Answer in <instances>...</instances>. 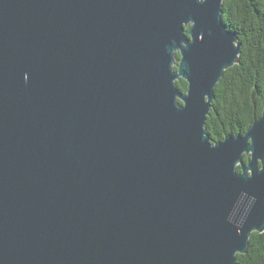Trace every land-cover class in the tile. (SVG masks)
<instances>
[{
  "label": "water",
  "instance_id": "95a60500",
  "mask_svg": "<svg viewBox=\"0 0 264 264\" xmlns=\"http://www.w3.org/2000/svg\"><path fill=\"white\" fill-rule=\"evenodd\" d=\"M222 2L0 0V264H238L264 111L205 129L241 51Z\"/></svg>",
  "mask_w": 264,
  "mask_h": 264
},
{
  "label": "trees",
  "instance_id": "16d2710c",
  "mask_svg": "<svg viewBox=\"0 0 264 264\" xmlns=\"http://www.w3.org/2000/svg\"><path fill=\"white\" fill-rule=\"evenodd\" d=\"M221 17L227 28L237 33L241 51L214 88L205 122L213 142L226 135L244 134L264 111V0H223ZM175 84L186 91L185 80L178 79ZM254 88L255 104L251 97ZM236 260L238 264H264V231L252 232L247 251L237 253Z\"/></svg>",
  "mask_w": 264,
  "mask_h": 264
},
{
  "label": "rangeland",
  "instance_id": "374dc122",
  "mask_svg": "<svg viewBox=\"0 0 264 264\" xmlns=\"http://www.w3.org/2000/svg\"><path fill=\"white\" fill-rule=\"evenodd\" d=\"M178 57H179V56H178V53H177V55H176V60H178Z\"/></svg>",
  "mask_w": 264,
  "mask_h": 264
}]
</instances>
